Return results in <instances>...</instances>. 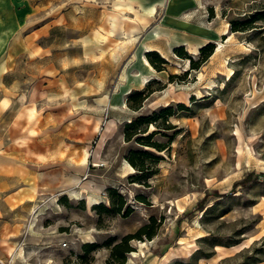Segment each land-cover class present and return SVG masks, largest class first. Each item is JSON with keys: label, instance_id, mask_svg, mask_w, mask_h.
<instances>
[{"label": "rangeland", "instance_id": "obj_1", "mask_svg": "<svg viewBox=\"0 0 264 264\" xmlns=\"http://www.w3.org/2000/svg\"><path fill=\"white\" fill-rule=\"evenodd\" d=\"M67 1L59 0V7L52 12L58 11L61 22H66L62 15L68 11ZM167 3L173 25L204 37L194 50L192 46L200 40L191 37L188 47L183 45L187 54L197 59L200 47L208 42L214 43V48L198 68H189V60L172 49L166 55L165 69L142 76L143 85L130 90L144 88L149 80L152 88L164 85L150 93L138 109L127 105L130 91L125 94L121 90V102L112 105H97L93 98H85L68 120L54 111L51 100L55 95L35 91L34 73L40 60L25 57L16 61L18 69L11 83L12 94H19L4 116L5 125H10L12 134L42 132L44 149L48 148V153L54 149L56 159L36 168L46 182L36 196L37 207L22 220L19 237L37 229L43 233L26 248L20 240L16 255L11 253L5 262L107 264L111 241L135 232L150 217L159 223L156 233L151 238L131 239L132 249L126 252L123 264L264 261V18L251 21L252 15H264V0ZM163 7L158 6L156 19L161 18ZM44 13L50 15L51 11ZM77 33L60 24L57 34L44 44L52 46L60 64L74 60L77 77H94L105 70L106 62L78 59L80 49L72 43ZM180 37L178 31H172L169 42H178ZM50 61L44 57L42 66ZM127 61L124 58L116 66L109 91L125 71L128 82L133 65ZM169 74L178 76L169 80ZM178 102L185 108H178ZM167 106H172L173 114L148 127V131L156 130L149 140L162 143L163 150L144 146L134 138L124 139L127 121ZM2 125L0 130H4ZM12 141L29 147L34 138ZM145 148L156 156L146 158L153 171L147 174L125 158L130 149ZM27 152L31 158H42ZM248 172L254 174L253 179L232 188ZM136 174L141 176L134 181ZM110 189L123 196L122 210H96L94 205L99 202L110 204ZM127 207L131 212L123 215ZM86 242L98 246L86 252L82 248Z\"/></svg>", "mask_w": 264, "mask_h": 264}, {"label": "crops", "instance_id": "obj_2", "mask_svg": "<svg viewBox=\"0 0 264 264\" xmlns=\"http://www.w3.org/2000/svg\"><path fill=\"white\" fill-rule=\"evenodd\" d=\"M66 22H61L60 15L53 11L59 7V0H0V262L10 254L16 255L17 243L22 241L23 247L41 236V229L27 232L20 239L19 232L24 224L22 220L36 207V196L40 194L46 180L36 172V168L47 161H53L54 149H44L41 133H11L10 125H5L7 115L16 101L12 94L15 78L16 61L21 58L40 60L35 68V91L45 90V95H55L51 103L56 106V114L70 113L80 106L85 98H93L97 105L121 102V90L129 92L140 87L144 81L142 76H153L157 72L144 60L145 52L157 50L165 59L175 46L185 45L193 37L199 39L192 50L204 41L201 34L192 32L183 26L171 23V10L167 0H68ZM163 5L161 18H155L159 5ZM51 11L50 15L44 12ZM60 24L76 30L79 47L78 59L87 63L106 62L105 70L95 76L82 75L77 77L72 64H60L59 55L52 46L45 45L48 37L57 34ZM172 31L180 33V40L169 42ZM52 40V39H51ZM197 41V40H196ZM191 50V51H192ZM51 61L44 68L41 60ZM72 57H75L72 55ZM68 60V57H66ZM71 58V57H70ZM127 58L133 65V73L127 79L114 82L108 90V82L116 66ZM37 62V61H36ZM138 65V67H137ZM45 85V89H43ZM89 100V99H88ZM123 100V99H122ZM54 112V114H55ZM86 114V113H84ZM69 120V119H68ZM10 122V120L8 121ZM9 124V123H8ZM6 127V128H5ZM7 129V130H6ZM34 138L33 145L16 144L12 139L21 140ZM42 158H31L27 151ZM30 231V230H28ZM35 248V247H34ZM44 260V259H43ZM42 260V261H43ZM43 262H46L43 261ZM21 264H32L27 259ZM41 264V261H40ZM260 264H264L262 261Z\"/></svg>", "mask_w": 264, "mask_h": 264}, {"label": "trees", "instance_id": "obj_3", "mask_svg": "<svg viewBox=\"0 0 264 264\" xmlns=\"http://www.w3.org/2000/svg\"><path fill=\"white\" fill-rule=\"evenodd\" d=\"M258 18H264V15L258 16L252 15L251 21H254ZM214 48V43L208 42L200 47V56L197 59H194L192 56L187 54V52L184 50L183 45L175 46L173 48V51L176 55L180 57H185L189 60V68H198L200 64L207 59V57L212 53ZM145 57L148 60L149 64L156 70H162L165 69V64L167 63V60L160 55V53L157 50H148L145 52ZM178 76L177 74H169V80H172L173 77ZM151 80L147 81V84L144 88L141 89H135L133 91H130L126 102L127 105L131 109H138L143 101L149 96L150 93H152L154 90L162 88L164 85H160L158 88H152ZM178 108H185L184 104L182 102L177 103ZM173 114L172 106L162 107L158 111H153L150 114L146 115H138L134 118L130 119L123 125V136L124 139L129 141L134 138V140L144 146H148L150 148H153L155 150L161 151L165 148V146L156 141H150L149 139L154 134L156 130L148 131L149 125L153 124L155 125L157 123V120L161 117L163 120H167V117L171 116ZM145 133V134H141ZM148 148H145L143 150H137V149H130L125 158L126 160L139 171H144L145 174L152 173V170H149L148 166L146 165L145 161L147 157L155 156L151 150H147ZM147 172V173H146ZM140 174H136L134 176L135 179L140 178ZM254 177V174L252 172L246 173L242 179H240L238 182H234L232 184V188H235L236 185L241 183H246L249 180H252ZM109 200L110 204L105 205L102 202H99L94 205V208L96 210L103 209L105 211H117L120 212L122 210L123 204H124V198L123 196L116 192L114 189H110L109 194ZM206 195L204 196L205 199ZM129 212H131V208H126L123 212V215H127ZM158 222L154 217H150L149 222L143 224L140 226L135 232L133 233H127L123 235L118 241L114 242L111 245L110 249V256L106 260L107 264H123L125 261V254L126 252L130 251L132 247L130 246V240L131 239H142L144 236L147 238H151L155 233L156 229L158 227ZM112 240V239H111ZM110 243V244H111ZM98 244L96 242H86L82 245V248L86 251H92L96 249Z\"/></svg>", "mask_w": 264, "mask_h": 264}, {"label": "bare ground", "instance_id": "obj_4", "mask_svg": "<svg viewBox=\"0 0 264 264\" xmlns=\"http://www.w3.org/2000/svg\"><path fill=\"white\" fill-rule=\"evenodd\" d=\"M144 60H146V62H148V60L145 58ZM127 164H128V162H127ZM129 165V164H128ZM130 166V165H129ZM130 168H132L131 166H130ZM71 194L73 195V196H77L78 195V193L77 192H75V191H71ZM92 201H94V202H96L97 200H96V198L95 197H92ZM141 243H142V241H140ZM135 252V251H134ZM133 255H134V253H133ZM135 255H136V253H135Z\"/></svg>", "mask_w": 264, "mask_h": 264}, {"label": "built area", "instance_id": "obj_5", "mask_svg": "<svg viewBox=\"0 0 264 264\" xmlns=\"http://www.w3.org/2000/svg\"><path fill=\"white\" fill-rule=\"evenodd\" d=\"M63 245H65V242H63Z\"/></svg>", "mask_w": 264, "mask_h": 264}]
</instances>
